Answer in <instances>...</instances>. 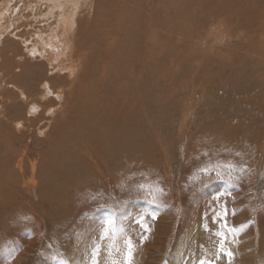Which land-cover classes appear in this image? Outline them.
<instances>
[{"label": "bare ground", "instance_id": "6f19581e", "mask_svg": "<svg viewBox=\"0 0 264 264\" xmlns=\"http://www.w3.org/2000/svg\"><path fill=\"white\" fill-rule=\"evenodd\" d=\"M97 1L0 0V41L3 39L0 45V96L3 97L8 88L19 91L22 98H29L30 95L28 96L21 86L24 81L31 84L28 77L31 73L36 75L39 68L42 69L40 65L43 62L59 73L62 71L72 73L74 70L77 72L76 66L82 64L78 55L81 50H85L84 48H90L94 52L102 44H107L111 48L115 47L120 43V37L123 42V33H132L124 24L126 12L130 7L131 11H145L147 8L143 17L146 21L154 22L155 25H159L161 21V13L158 10L164 0H150V7L147 6V1L107 0L108 7L103 10L98 9L95 19L92 20L93 17L90 15L96 10ZM225 2L226 0H180V10L182 13L187 11L185 10L187 8L199 5L202 8L215 10L218 6L224 7ZM83 23L84 30L80 34ZM146 49H150L148 42H146ZM137 53L138 51L132 50L130 56L133 55L136 58ZM140 53L145 58L147 56L144 65L142 68L134 64L132 66L133 71L138 73L135 85L142 89L141 94L133 91V94L125 96L124 99L121 93L110 92L109 96H103L102 103H86L81 108L72 107L65 116L60 117V121L63 122L56 131V138L54 140L52 138L51 142L48 139V145L36 150L38 161H25L14 154L9 145V138L14 135L5 132L7 130L3 126L0 127V215L4 216L5 210H8L6 209L8 204H12L18 213L25 211L22 206L30 203V199L36 200L37 205L46 200L51 203V206L53 205L56 212L54 224L58 227L57 233L61 235L64 233L61 228L63 219L68 215L70 205L75 203L74 198L80 196L83 201L76 217L78 219L87 217L86 224L89 225L85 233L77 234L70 240L67 250L68 264H92L93 249L91 247L95 245L100 248L99 264H112L113 260L124 264L126 238H133L134 241L132 264H183L185 254L193 250L194 260L196 255L202 252L209 254L210 258L215 257L212 258L211 264H251V262L264 264V151H255L256 153L222 151L218 145H209L206 151H133L136 143L145 136L143 131L145 126L148 127L146 92L150 88L153 74L160 70L153 61L152 52L149 54L145 50L143 52L140 50ZM116 55L128 60L127 51ZM33 61L38 65H35ZM94 61H98V58ZM114 62L115 58L111 57L108 69L113 67ZM42 84L41 99L46 101L54 91L50 89L51 82L45 81ZM91 90L90 87L79 91L76 103L80 101L82 103ZM12 106L15 105L12 104ZM28 107L29 115L35 116L39 113L41 105L33 102ZM0 110L4 118H8V122L13 121L16 129L22 130L21 127L25 124L20 122V119L17 122L15 109L8 104L5 109L2 106ZM263 123L264 118H255L249 123L250 129L258 133V145L263 139L259 149L264 148ZM219 134L221 139L226 136L224 131ZM233 144L240 145L235 141ZM230 148L234 150L232 145ZM177 152L179 158L175 155ZM176 159H180L178 164L180 175H177V181H175L177 185L174 186L171 184L174 180L171 162H176ZM230 162L235 165L234 171L223 172V167ZM209 169L210 173L205 174L203 180L219 177L228 180L234 176L239 183H242L243 188L237 189L218 180L209 188L201 190L199 185H196L199 182L189 187L182 184L188 182H186V173ZM36 183L39 193L35 187ZM138 184H146L145 190H139L142 192L141 195L146 194L143 198L146 201H133L134 203L125 209L123 215L111 214L110 211L108 212L109 209L97 207L86 216H80V213L91 207L90 204L98 205L105 197L108 198V203L119 204L120 197L127 195L124 193L119 196V190H124L123 188L126 187L134 189L136 186L140 189ZM164 184L172 191L165 192L164 188L162 193L158 192L160 194L155 196L157 192L154 194V191ZM257 185L263 186L259 194L256 193ZM47 188H50L53 193V195L50 193L51 197L47 195ZM234 190L238 192H235L232 197H224L226 194L218 193L219 191L230 193ZM71 193L75 196L71 197ZM210 196H216V199L208 198ZM204 205L206 206L205 216L194 211L202 210ZM222 208L227 209L228 220L235 226V230L229 233L232 239L223 240L224 251L230 252L231 257L220 251L221 239L217 236L220 228L215 226L216 223L221 226L220 224L226 218L225 214L222 218ZM138 210H149L154 216V219H147L148 224L145 223L148 231L132 222L133 213ZM44 215V212H41L38 217L36 215L37 232L28 235L29 241L19 264L37 250L45 239ZM147 216L151 217L149 214ZM231 216L234 217L233 220ZM109 219L113 221L112 239H101L103 228ZM244 220H248L251 224V229L245 231V234ZM3 223L4 221L0 218V224L3 225ZM202 225L206 231H209L208 234L212 240L202 236L200 232ZM149 233L154 234L153 239L149 237L151 246L150 244L148 246L147 239L145 240ZM203 235H205L204 232ZM56 242L58 241L54 240V243ZM113 243L114 247L111 246ZM88 245L89 250H84ZM57 247L60 248V244ZM259 248L261 251L257 252ZM246 249L249 250L246 251ZM59 251L60 249H56L52 253H55L57 257ZM86 252L87 257L83 259L82 255ZM260 253H263V258Z\"/></svg>", "mask_w": 264, "mask_h": 264}, {"label": "rangeland", "instance_id": "374dc122", "mask_svg": "<svg viewBox=\"0 0 264 264\" xmlns=\"http://www.w3.org/2000/svg\"><path fill=\"white\" fill-rule=\"evenodd\" d=\"M137 1H147V6H151L150 0ZM97 2L96 10L90 15L93 17L92 20L95 19L98 9L103 10L108 7L107 0H98ZM224 4V7L219 8L218 6L215 10L202 8L200 5L194 6L195 8H187L185 9L187 11L181 13L180 0H164L158 10L161 13L159 25L143 19L147 8L145 11H131L130 7L126 12L124 24L127 30H131L132 33H123L124 41L122 42L120 37V43L116 44L114 49L107 44L100 45V48L95 49L94 52L90 48H84L85 50H81L78 55L82 64L77 65V72L74 70L72 73L69 71L59 73L56 69L53 71L44 62L41 63L42 69L39 68L38 75L31 73L28 77L31 84L24 81L25 85L23 83V87L21 86V89L26 91L28 96L30 95L29 98H22L19 91L8 88L5 92L3 91V97L0 96V108L3 106L5 109L9 104L16 111L17 122L21 120L20 122L25 124L21 127L22 130L18 131L14 122H8V118H4V115L1 114L3 112L0 110V127L3 126L7 130L5 132L14 135L9 138L11 151H14V154L25 161H38L36 150L48 145V139L51 142L56 138V131L63 122L60 121V117L65 116L72 107L81 108L86 103H102L104 102L103 96H109L110 92H119L124 95V99L125 96L133 94V91L141 94L142 89L135 85L138 73L133 71L132 66L134 64L142 68L144 60H147V56L145 58L140 50L142 52L145 50L149 54L152 52L153 61L160 70L153 74L150 88L146 92L148 127L145 126L143 131L145 136L136 143L133 151H206L209 145H218L222 151H253L254 153H256L255 151H264V148L259 149L263 139L258 145V133L249 127V123L255 118H264V0H226ZM192 10L193 12H191ZM203 13L207 14V17ZM215 14L216 16H214ZM82 30H84V23L81 25L80 34ZM208 39L210 40L207 42ZM2 42L3 39L0 41V45ZM146 42L150 46L149 50L146 49ZM79 44L78 42V46ZM132 50L138 51L136 58L133 55L130 56ZM125 51L128 52V60L116 55L124 54ZM111 57L115 58V62L113 67L108 69ZM97 58L98 61H94ZM34 64L38 65L35 62ZM45 81L51 82L50 89L54 92L46 101H43L41 99L42 83ZM28 84L30 85L28 86ZM90 87L92 90L85 96L83 102L80 101L77 104L78 92ZM33 102L41 105L39 113L35 116L28 113V106ZM12 104L15 106L13 107ZM119 104H121L120 100ZM263 125L264 123L262 129ZM222 131L226 135L223 139L219 134ZM52 138L53 140H51ZM234 141L240 145L233 144ZM231 145L234 150L230 148ZM175 155H178L177 158H179L178 152ZM237 157L240 158L238 154ZM241 159L243 158L241 157ZM171 164L174 171V180L171 184L176 186L177 175H180V165H178L180 159H176V162L172 161ZM234 169L235 165L230 162L223 167V172L229 173ZM207 173H210V169L186 173L188 184H182L189 187V185L199 182L196 185H199V190H201L209 188L218 180L224 184L227 183L225 185L237 187V189L243 188L242 183H239L234 176L228 180L224 177L203 180V176ZM145 185L138 184L140 189L136 186L135 190L131 187L123 188L124 190H119L118 195L122 196L124 193L127 195L120 197L119 204L108 203L109 200L105 197L98 205L90 204L91 210L90 208L84 210L80 216H86L92 212L93 208L97 207H100L99 209L107 208L111 214L123 215L125 209L132 203L146 201L143 200L146 194L141 195L142 192L139 191L145 190ZM163 186H158L160 190L157 188V191H154V194L157 192L155 196L162 193L164 188L165 192L171 190L166 184ZM35 187L39 193L37 183ZM262 189L263 186L257 185L256 193L259 194ZM25 190L28 193L26 187ZM50 190V188L46 189L47 195L50 193L53 195ZM235 192L238 190L230 193L219 191L218 193L226 194L224 197H232ZM74 196L75 194L71 193V197ZM208 198L216 199V196ZM74 199L75 203L70 205L69 213L63 219L61 228L64 233L61 235L59 232L57 233L58 227L54 224L56 212L50 202L45 200L37 205L36 200L30 199V203H25L22 206L25 211L18 213L12 204H8V207L6 206L8 210H5L4 216L0 215L4 221L3 225L0 224V264H19L29 241L28 235L37 232L36 215L38 217L41 212L45 214V239L41 246L39 245L37 250H34L20 264H68L67 250L70 240L77 234L85 233L89 225L86 224L87 217L84 219L76 217L83 201L82 198L76 196ZM128 202L129 204H127ZM205 208L204 205L202 210L200 209L201 211L197 209L194 211L205 216ZM140 211H135L139 215L133 213L135 220L132 218V222H135L136 226L139 224L137 221L148 224L149 220L147 219H154L151 211ZM226 211V208L221 209L222 218ZM148 214L151 217H148ZM225 217L224 221L222 219L221 226H218L217 223L215 226L220 228L219 233L223 238L225 237L223 240L227 241L232 239L229 233L235 230V226L228 220L227 214ZM231 218L233 220L234 217L231 216ZM58 222H60L59 217ZM243 222L246 223L243 230L245 234L251 229V224L248 220ZM235 224L238 225V223ZM200 232L203 237L212 240L208 234L209 231H206L203 225ZM148 235L145 240L147 239L146 244L149 246V240L153 239L154 234L149 233ZM217 236L222 239L221 235L217 234ZM130 239L134 243L133 238ZM54 240L58 242L54 243ZM148 241L149 243H147ZM140 242L142 243V241ZM59 244L60 248L57 247ZM80 245L82 246V244ZM95 246L91 248L94 249ZM55 248L60 249L57 257H55V253H52L56 250ZM159 249L161 250V248ZM159 249L158 251H160ZM47 250H49L48 253ZM84 250H89V245ZM248 250L246 249V251ZM260 251L261 248L257 252ZM260 256L263 258V253H260ZM86 257L87 252L82 255L83 259ZM212 258L215 257L210 258L209 254L202 252L196 255L195 261L193 250L185 254L183 264H199L201 259L212 262Z\"/></svg>", "mask_w": 264, "mask_h": 264}, {"label": "snow or ice", "instance_id": "6c2138e0", "mask_svg": "<svg viewBox=\"0 0 264 264\" xmlns=\"http://www.w3.org/2000/svg\"><path fill=\"white\" fill-rule=\"evenodd\" d=\"M225 214H227L225 212ZM137 223L140 224L141 228H144L145 231H148V228L145 224L141 223L140 221H137ZM113 232V221L111 219H109L106 223V225L103 228V234L100 237L101 239H112L111 237V233ZM218 235H221L222 239H221V243H220V251L223 252L225 255H228L229 257H231V253L230 252H225L224 248H223V236L222 234L218 233ZM125 260H124V264H132V259H133V249H134V245L133 242L130 238H126L125 241ZM111 246H115L114 243ZM117 251H120V249H117ZM100 253V248L99 246H95L92 252V264H99V260H98V256ZM109 255H111V252H109ZM112 264H120V261L118 260H113ZM199 264H211V261L206 260V259H201L199 261Z\"/></svg>", "mask_w": 264, "mask_h": 264}]
</instances>
